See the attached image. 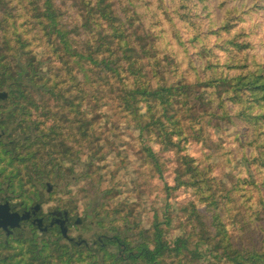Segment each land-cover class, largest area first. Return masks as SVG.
Instances as JSON below:
<instances>
[{"label":"trees","instance_id":"obj_1","mask_svg":"<svg viewBox=\"0 0 264 264\" xmlns=\"http://www.w3.org/2000/svg\"><path fill=\"white\" fill-rule=\"evenodd\" d=\"M59 1V6L55 0H43L42 7L32 1L19 8L18 0H8V9L0 15V72L25 76L26 86H20L17 95L23 96L24 90L30 99L45 96L47 107H63L67 113L75 109L78 143L99 141L94 140L96 119L88 122L83 112L88 87L110 96L114 116L121 119L103 113L111 129L102 136L117 149L119 167L110 179L124 183L118 189L108 184L100 193L99 214L123 216L130 229L141 223V214L119 208L122 202L129 206L141 158L150 153L151 132L165 152L179 159L185 158L190 142L208 143L214 133L234 146L236 134L245 130L248 139L256 132V139L239 143L248 154L240 170L249 175L231 174L237 185H218L222 181L199 166H179L178 186L207 199L205 215L194 213L197 225L189 239L172 236L170 222L155 217L150 247H135L123 239H118L119 246L110 238L106 241V246L116 245L112 263L264 264V139L258 141L264 138V65L258 62H264V53L257 51L252 28L241 20L250 7L243 13L232 8L221 16L213 14L216 28L209 22L204 31L199 27L205 22L195 21V15L208 10L205 0ZM219 1L222 8L224 0ZM29 6L33 8L28 11ZM34 31L36 48L46 51L42 60L28 50L27 36ZM193 51L198 62L192 61ZM223 152L220 158L232 154ZM97 155H90L95 186L103 182ZM234 190L242 195L232 196ZM110 204L117 209L109 211ZM92 264L98 263L93 259Z\"/></svg>","mask_w":264,"mask_h":264},{"label":"rangeland","instance_id":"obj_2","mask_svg":"<svg viewBox=\"0 0 264 264\" xmlns=\"http://www.w3.org/2000/svg\"><path fill=\"white\" fill-rule=\"evenodd\" d=\"M32 1H39L38 7L43 6V0H18L20 4L16 3L21 8L28 6ZM55 2L59 6L60 1L55 0ZM192 2L198 4L197 0H193ZM204 5L208 6V10H202L195 15V21L202 19L205 22L199 27L200 30L204 31L209 27V22L211 29L216 28L212 22L213 14L221 16L232 8H236L243 13V8L249 6V9H245L246 14L241 16V20L244 22L245 28H252L254 36L251 42L256 45L257 51L264 53V50L261 49L264 48L263 0H233L232 3L229 0H224L222 8L220 7L221 1L205 0ZM32 8V6H29L27 10L29 11ZM4 9H8V0H0V15L5 11ZM171 13L170 11L166 12V14ZM143 21L146 24L149 20L146 18ZM181 30L182 26L180 33L183 32ZM35 33L34 31L27 36L31 40V46L28 50H32L34 56L38 60H42L46 51L43 48H36L37 37ZM256 34L260 35L255 36ZM210 42L213 43L214 39H211ZM76 46L81 47L82 45H72V47ZM175 46L177 47V45ZM197 51H193L192 61L194 62H198L196 57ZM258 62L261 66L264 65L263 61ZM9 78H11L9 81L12 85L8 88L15 90L16 93L20 86H26L24 75L18 74L15 78L9 75ZM21 91L23 96L17 95L20 93L19 91V93L13 95L12 105L15 107L27 106L30 109L31 119L28 122L36 121L38 127L41 128L40 138L43 140L44 151L48 150L53 155V160H56L57 156L59 157L58 161L61 164L62 172L65 169L68 170L70 163L75 164L77 215L78 217L85 218L87 222L92 224L93 240L99 236H105L110 239H123L127 244L135 247H150L153 244L151 223L155 217H158L162 221L170 222L172 236H185L189 239L191 229L197 225V222L194 220L195 214L204 216L206 213L207 199L199 196L197 190L178 186L180 176L179 166L184 164L190 169L199 166L209 177L218 178L222 181V183L216 182V184L227 187L237 185L240 182H236L230 175L238 174L241 171L242 161L248 157L245 149L239 147V143L242 142L243 145L244 141L256 139V132L253 136L246 139L244 130L236 134L238 139L235 141L234 146H228L224 135H218L213 132L215 136L212 135L208 143L190 142L186 148L185 158L179 159L173 158L171 154L165 152L155 133L151 132L147 140L150 153L142 156L141 166L138 173L135 174V177H138L137 187L134 189L133 196L128 201L129 206L123 207L124 202H122V207L119 208V210H123L124 212L133 209L135 214H141V223L130 229L126 228V223L122 219L123 216H113L112 219H109L108 211H101L100 214L97 211L100 193L108 184L112 188L118 189L124 183V180L114 181L110 179L112 171H115L119 167V161L116 157L117 149L115 145H108V138L102 136L103 132L111 129L104 123L102 118L103 113H110L113 116L116 114L110 96L104 90L88 87L87 101L83 112L88 122L96 119L94 140L98 139L99 141L93 143V140L88 138L86 141L81 140L78 143L75 109L67 113L66 108L63 107H47L45 105L47 102L45 96L34 94L33 98L30 99L28 97L30 93L24 90ZM48 110H52L53 113H48ZM114 117L119 120L121 119L119 116ZM263 139H258V141H262ZM223 149L232 153L231 156H227L225 159L220 158V156L226 153H219ZM95 152L98 153L97 166L101 169V175L103 176V182L99 186H95L92 182L93 163L90 155ZM241 172L244 173L243 171ZM244 174L249 175V173ZM253 179L251 178L252 181ZM121 189L125 190V188ZM240 195H242V192L233 191L232 196L237 197ZM114 209H117L116 205L110 204L108 210L112 211ZM183 211H187V214ZM116 253V245L113 244H107L104 249H100L98 255H88L83 250L72 254H62L61 251H54L49 255H44L39 260V264H92L93 259L98 264H113L112 258ZM0 261V264H3L4 260ZM12 262H14L13 257Z\"/></svg>","mask_w":264,"mask_h":264},{"label":"flooded vegetation","instance_id":"obj_3","mask_svg":"<svg viewBox=\"0 0 264 264\" xmlns=\"http://www.w3.org/2000/svg\"><path fill=\"white\" fill-rule=\"evenodd\" d=\"M10 79L0 73V260L39 264L54 251L98 255L109 238L93 240L92 224L77 215L75 164L62 172L59 157L44 151L30 109L12 105L19 92L8 88Z\"/></svg>","mask_w":264,"mask_h":264}]
</instances>
